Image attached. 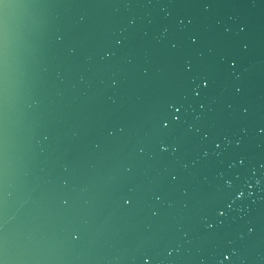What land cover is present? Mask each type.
Masks as SVG:
<instances>
[{
    "label": "water",
    "instance_id": "obj_1",
    "mask_svg": "<svg viewBox=\"0 0 264 264\" xmlns=\"http://www.w3.org/2000/svg\"><path fill=\"white\" fill-rule=\"evenodd\" d=\"M0 264H264V0H0Z\"/></svg>",
    "mask_w": 264,
    "mask_h": 264
}]
</instances>
